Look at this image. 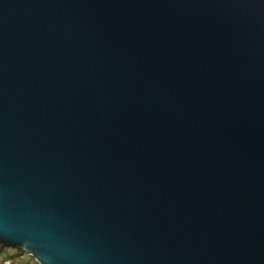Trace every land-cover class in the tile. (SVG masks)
Listing matches in <instances>:
<instances>
[{
    "label": "water",
    "instance_id": "95a60500",
    "mask_svg": "<svg viewBox=\"0 0 264 264\" xmlns=\"http://www.w3.org/2000/svg\"><path fill=\"white\" fill-rule=\"evenodd\" d=\"M0 242L264 264V0H0Z\"/></svg>",
    "mask_w": 264,
    "mask_h": 264
},
{
    "label": "rangeland",
    "instance_id": "374dc122",
    "mask_svg": "<svg viewBox=\"0 0 264 264\" xmlns=\"http://www.w3.org/2000/svg\"><path fill=\"white\" fill-rule=\"evenodd\" d=\"M4 250L8 251V254L11 258H13L15 261H14V264L15 262L16 263H22V264H27L25 262V260H29L30 262L33 261V257L29 256L28 253H23L20 257H17L15 256L16 252H17V249L13 246H9V247H6ZM2 261H4V255L1 254L0 252V264L2 263Z\"/></svg>",
    "mask_w": 264,
    "mask_h": 264
},
{
    "label": "built area",
    "instance_id": "2783aa9c",
    "mask_svg": "<svg viewBox=\"0 0 264 264\" xmlns=\"http://www.w3.org/2000/svg\"><path fill=\"white\" fill-rule=\"evenodd\" d=\"M29 256H31L30 254H29ZM32 257V256H31ZM21 258H22V256H21ZM25 262L27 263V264H40L36 259H34L33 258V261H27V260H25ZM1 264H14V260H13V258H11L9 255L8 256H6V257H4V261H2V263ZM18 264H22V263H18Z\"/></svg>",
    "mask_w": 264,
    "mask_h": 264
},
{
    "label": "trees",
    "instance_id": "16d2710c",
    "mask_svg": "<svg viewBox=\"0 0 264 264\" xmlns=\"http://www.w3.org/2000/svg\"><path fill=\"white\" fill-rule=\"evenodd\" d=\"M9 246H13L17 249V252L15 254V256L17 257H20L23 253H25V251L21 249L20 247L12 245V244L4 243V242H0V252H2L6 247H9Z\"/></svg>",
    "mask_w": 264,
    "mask_h": 264
},
{
    "label": "crops",
    "instance_id": "0c3cea01",
    "mask_svg": "<svg viewBox=\"0 0 264 264\" xmlns=\"http://www.w3.org/2000/svg\"><path fill=\"white\" fill-rule=\"evenodd\" d=\"M1 254L4 255V257H6V256H8V255H7V254H8V251L3 250V251L1 252ZM13 260H14V259H13ZM14 261H15V260H14ZM15 264H18V263L15 262Z\"/></svg>",
    "mask_w": 264,
    "mask_h": 264
}]
</instances>
